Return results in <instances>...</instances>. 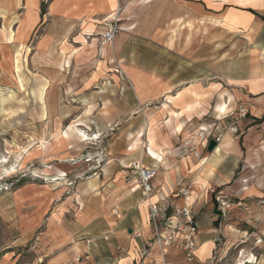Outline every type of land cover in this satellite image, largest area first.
Masks as SVG:
<instances>
[{
    "label": "rangeland",
    "instance_id": "rangeland-1",
    "mask_svg": "<svg viewBox=\"0 0 264 264\" xmlns=\"http://www.w3.org/2000/svg\"><path fill=\"white\" fill-rule=\"evenodd\" d=\"M50 1L42 2L39 17L31 9L0 10V264H96L107 251V230L119 229L121 241L129 238L126 227L138 218L128 213L140 191L125 176L140 160L136 154L145 138L120 131L143 125L132 121L137 111L168 108L163 107L167 97L156 96L160 74L149 72L168 63L155 55L161 52L157 44L137 30L120 43L119 58L110 47L125 28L140 27L122 24V0L94 26L72 30L47 13ZM205 1L221 16L208 12L184 26L162 24L160 36L177 41L176 52L205 53L199 60L205 82L229 87L234 77L238 84L256 68L260 57L253 52H264V24L251 30L229 25L223 10L235 1ZM118 15L122 30L104 44L106 24ZM233 112L225 121L209 119L202 125L213 129L204 136L206 148L212 139L224 138L230 147L235 139L242 153L234 164L226 163L228 181L208 192L212 248L176 264H264V121L249 130L241 100ZM102 175L108 184L90 183ZM217 197L230 206L219 218ZM116 206L122 207L121 215L113 211ZM109 246L115 257L117 245Z\"/></svg>",
    "mask_w": 264,
    "mask_h": 264
},
{
    "label": "crops",
    "instance_id": "crops-1",
    "mask_svg": "<svg viewBox=\"0 0 264 264\" xmlns=\"http://www.w3.org/2000/svg\"><path fill=\"white\" fill-rule=\"evenodd\" d=\"M43 1L0 0V10L6 14L14 9H22L26 12L31 9L33 15L39 17L38 12ZM234 1L229 5L225 4L223 10L229 25L251 30V28L258 29L264 24V0ZM122 3H125L122 16L126 19L122 24L140 27L133 28L134 32L125 28L110 47L113 48L116 58H119L120 43L126 40L127 36L131 37L133 33H137V30L141 33L140 37L157 44L161 52H156L155 55L159 58H168V63L153 65L155 67H151L149 72L160 74L156 76L157 81L154 83L158 90L156 96H166L167 101L163 107L168 108L164 113L160 110L135 112L132 121L136 124L143 122V125L126 132L121 130L120 134L124 136L129 133L132 137L145 138L141 151L136 155H139L141 164L157 169V175L153 180L156 195L154 199L160 200L163 220L171 218L176 206L184 205L185 202L192 206L200 228L197 250V258H200L212 248L207 234L209 221L206 218L213 211L209 203V189L212 185L227 182L230 175L226 176L223 171L224 168L226 169V163L234 164L242 156L241 147L235 139L232 140L230 147L225 146L223 138L217 145L219 150L215 148L212 152L209 151L204 144V136L213 129H206L202 125L209 119L220 123L231 117L239 100L243 101L248 110V115L243 120L248 123L249 130L264 121V52H253V55L260 57L255 64L256 68L238 84L234 77H230L233 82H229L230 88L213 79L205 82L199 77V74L205 72V67L199 63L205 53L199 50L176 52L177 41L170 40L168 34L160 36L159 30L162 24L184 26L190 20L194 22L206 17L208 12L221 16L220 12L217 13L213 8L210 11L205 0H122ZM122 3H119V0H51L48 3L47 13L53 16L54 22L68 25L72 30L77 25L94 26L95 21H101L104 17L113 14ZM217 56H220V52H217ZM169 59H171L170 63ZM215 71L213 64L214 75ZM161 78L163 81L158 80ZM223 103L227 106L226 112H220L222 107L220 104ZM111 117L115 120L119 119L118 116ZM255 122L257 124H254ZM107 167L108 164L103 171L106 172ZM97 179L93 176L90 183L102 186L108 184V179L103 175ZM183 183H193L197 187L196 196H191L187 200L176 196L178 186ZM133 190H139L140 195L135 199L134 205L130 206L133 208L128 213L129 216L138 218L126 227L128 232L130 229L133 230L132 235L121 241L119 229L107 230L109 232L105 239L108 241L111 239L112 242L107 241L108 246L105 250L109 251L111 249L109 245L116 244L119 252L115 257L107 251L103 252L100 263L96 264H161L158 251L152 248L155 229L148 220V201L137 185ZM113 211H118L121 215L122 207L116 206ZM137 233H141V236L136 235ZM119 243L123 245H118ZM91 247L89 244L88 248ZM181 258L184 259V256L176 250H170L166 256L171 264H176V260Z\"/></svg>",
    "mask_w": 264,
    "mask_h": 264
},
{
    "label": "built area",
    "instance_id": "built-area-1",
    "mask_svg": "<svg viewBox=\"0 0 264 264\" xmlns=\"http://www.w3.org/2000/svg\"><path fill=\"white\" fill-rule=\"evenodd\" d=\"M119 15L113 17L106 24L102 39L104 44L114 42L118 33L122 30L119 26ZM195 148H193L194 150ZM125 179L128 183L134 182L148 201V220L155 229V241L152 248H156L161 258V264H171L166 256L170 250L180 252L184 259L192 262L197 257L198 235L200 228L194 215L192 206L185 202L184 205L176 206L169 220H163L160 200L154 199V178L157 175L156 168L146 167L140 161H135L127 168ZM193 183H183L178 186L176 196L187 200L194 193ZM218 218L225 215L229 209V203L225 199L217 197ZM136 235L141 236V233ZM79 260V258L77 259Z\"/></svg>",
    "mask_w": 264,
    "mask_h": 264
},
{
    "label": "water",
    "instance_id": "water-1",
    "mask_svg": "<svg viewBox=\"0 0 264 264\" xmlns=\"http://www.w3.org/2000/svg\"><path fill=\"white\" fill-rule=\"evenodd\" d=\"M217 145H218V142L216 140H214V139L210 140L209 145H208V150L213 151L217 147ZM129 232L132 233L133 230L130 229Z\"/></svg>",
    "mask_w": 264,
    "mask_h": 264
},
{
    "label": "bare ground",
    "instance_id": "bare-ground-1",
    "mask_svg": "<svg viewBox=\"0 0 264 264\" xmlns=\"http://www.w3.org/2000/svg\"><path fill=\"white\" fill-rule=\"evenodd\" d=\"M242 2H245V1H247V0H241ZM238 3H240V1L238 2ZM248 3V2H247ZM243 5V4H242ZM226 109V108H225ZM220 110L222 111V110H224V107H220ZM215 150H219V148H218V146L216 147V149ZM161 157V156H160Z\"/></svg>",
    "mask_w": 264,
    "mask_h": 264
},
{
    "label": "trees",
    "instance_id": "trees-1",
    "mask_svg": "<svg viewBox=\"0 0 264 264\" xmlns=\"http://www.w3.org/2000/svg\"><path fill=\"white\" fill-rule=\"evenodd\" d=\"M216 221H218V220H216Z\"/></svg>",
    "mask_w": 264,
    "mask_h": 264
}]
</instances>
